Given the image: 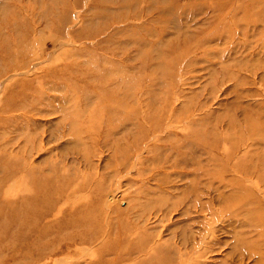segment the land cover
<instances>
[{
	"label": "rangeland",
	"instance_id": "obj_1",
	"mask_svg": "<svg viewBox=\"0 0 264 264\" xmlns=\"http://www.w3.org/2000/svg\"><path fill=\"white\" fill-rule=\"evenodd\" d=\"M0 264H264V0H0Z\"/></svg>",
	"mask_w": 264,
	"mask_h": 264
},
{
	"label": "bare ground",
	"instance_id": "obj_2",
	"mask_svg": "<svg viewBox=\"0 0 264 264\" xmlns=\"http://www.w3.org/2000/svg\"><path fill=\"white\" fill-rule=\"evenodd\" d=\"M114 151H116L115 149H114ZM173 206V205H172ZM170 207H171V205H170ZM169 209V208H168ZM165 211V210H164ZM168 211H170V210H168ZM162 215V214H161ZM169 215V214H168ZM163 216V215H162ZM164 219V218H163ZM160 221V220H159Z\"/></svg>",
	"mask_w": 264,
	"mask_h": 264
}]
</instances>
